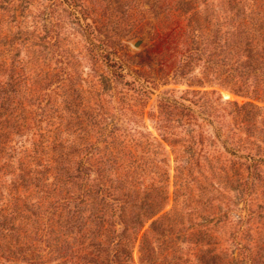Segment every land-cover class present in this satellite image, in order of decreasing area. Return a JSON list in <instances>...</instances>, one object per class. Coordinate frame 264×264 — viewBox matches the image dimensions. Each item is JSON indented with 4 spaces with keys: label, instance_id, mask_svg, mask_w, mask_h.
Masks as SVG:
<instances>
[{
    "label": "rangeland",
    "instance_id": "1",
    "mask_svg": "<svg viewBox=\"0 0 264 264\" xmlns=\"http://www.w3.org/2000/svg\"><path fill=\"white\" fill-rule=\"evenodd\" d=\"M179 4L0 0V90H14L24 118L18 130L10 120L0 154V205L26 167L48 168L45 190L53 187L55 143L72 166L131 154L146 183L167 188L177 219L167 244L150 240L157 263L264 264V63L227 58L225 0H195L198 49L188 52ZM160 22L170 41L152 35ZM229 63L243 73L229 75ZM133 255L149 264L139 243Z\"/></svg>",
    "mask_w": 264,
    "mask_h": 264
},
{
    "label": "trees",
    "instance_id": "2",
    "mask_svg": "<svg viewBox=\"0 0 264 264\" xmlns=\"http://www.w3.org/2000/svg\"><path fill=\"white\" fill-rule=\"evenodd\" d=\"M174 1L180 3L176 8L180 10L178 22L183 24L181 37L184 42L191 40L188 52L194 51L198 41L193 27L195 22L199 24L196 17L200 16L195 0ZM225 4L227 58L234 65L260 69L264 63V0H225ZM93 29L94 34L97 26ZM169 31L170 27L160 22L152 35L170 41ZM105 36L97 35L96 39L105 43ZM227 65L229 75L238 70L243 73L239 67ZM11 94L14 90H0V154L11 133L10 122L17 130L23 126L19 119L24 118L15 114ZM62 149V143H55L53 151L61 153L54 158L52 188L45 190L44 179L50 172L45 167L43 171L26 167L11 181V198L0 205V264H136L133 253L137 243L142 261L159 264L150 240L153 236L157 243L167 244L177 224L167 210V188L146 183L144 174L138 175L131 154H102L95 163L90 162L95 157L92 155L72 166V154H63ZM32 187L39 189L34 195L19 194H27ZM205 258V262L215 263L219 257Z\"/></svg>",
    "mask_w": 264,
    "mask_h": 264
},
{
    "label": "water",
    "instance_id": "3",
    "mask_svg": "<svg viewBox=\"0 0 264 264\" xmlns=\"http://www.w3.org/2000/svg\"><path fill=\"white\" fill-rule=\"evenodd\" d=\"M142 40H138L134 45L136 46V47H140V45L142 44Z\"/></svg>",
    "mask_w": 264,
    "mask_h": 264
}]
</instances>
